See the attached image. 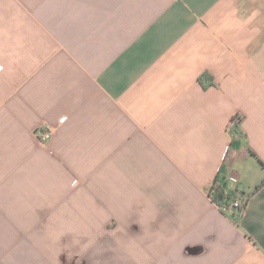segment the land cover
Here are the masks:
<instances>
[{
    "label": "crops",
    "instance_id": "0c3cea01",
    "mask_svg": "<svg viewBox=\"0 0 264 264\" xmlns=\"http://www.w3.org/2000/svg\"><path fill=\"white\" fill-rule=\"evenodd\" d=\"M0 264H264V0H0Z\"/></svg>",
    "mask_w": 264,
    "mask_h": 264
},
{
    "label": "built area",
    "instance_id": "2783aa9c",
    "mask_svg": "<svg viewBox=\"0 0 264 264\" xmlns=\"http://www.w3.org/2000/svg\"><path fill=\"white\" fill-rule=\"evenodd\" d=\"M65 118L59 120L60 123L64 122ZM53 134V128L51 126L45 125L42 129H39L35 132V136L39 142L44 143L51 139ZM76 183V182H74ZM237 190L234 186L230 187V191H224L225 196L222 197L218 203H215L221 212L226 214L229 217L237 216L240 212L243 211V208L246 205V202L234 198Z\"/></svg>",
    "mask_w": 264,
    "mask_h": 264
},
{
    "label": "trees",
    "instance_id": "16d2710c",
    "mask_svg": "<svg viewBox=\"0 0 264 264\" xmlns=\"http://www.w3.org/2000/svg\"><path fill=\"white\" fill-rule=\"evenodd\" d=\"M198 81L203 87V89H207L212 85H214L213 77L206 72L199 76ZM259 163L262 164L261 162ZM209 193L214 203H218V201L225 196L223 186L218 184L217 182H215L213 186L210 188Z\"/></svg>",
    "mask_w": 264,
    "mask_h": 264
}]
</instances>
